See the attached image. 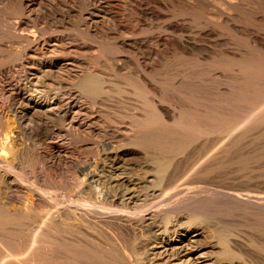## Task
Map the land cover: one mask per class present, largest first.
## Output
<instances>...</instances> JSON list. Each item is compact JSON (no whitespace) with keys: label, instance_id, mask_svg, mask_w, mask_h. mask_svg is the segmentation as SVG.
Returning <instances> with one entry per match:
<instances>
[{"label":"rangeland","instance_id":"1","mask_svg":"<svg viewBox=\"0 0 264 264\" xmlns=\"http://www.w3.org/2000/svg\"><path fill=\"white\" fill-rule=\"evenodd\" d=\"M178 22L185 32L169 29ZM202 23L213 24L230 54L220 47L208 58L167 43L173 35L194 37ZM263 41L264 0H26L23 8L21 0H0V139L18 135L7 155L13 163L0 164V264H94L105 239L124 244L133 264H243L224 255L237 245L264 264L257 247L264 244ZM92 73L106 94L90 97L75 85ZM44 76L66 116H47L28 103ZM4 88L13 98L2 95ZM143 100L172 110L177 119L168 125L180 121L203 135L164 148L146 144L141 133L161 126L140 128ZM18 108L20 126L13 120ZM98 180L101 187L92 188ZM97 188H104L100 205ZM93 203L109 207L98 216L108 223L104 231L57 213L89 211ZM41 238L64 256L36 254Z\"/></svg>","mask_w":264,"mask_h":264},{"label":"bare ground","instance_id":"2","mask_svg":"<svg viewBox=\"0 0 264 264\" xmlns=\"http://www.w3.org/2000/svg\"><path fill=\"white\" fill-rule=\"evenodd\" d=\"M107 1V0H106ZM30 2V1H29ZM104 2V1H103ZM188 3V2H187ZM107 4V3H106ZM108 4H110V3H108ZM107 4V5H108ZM26 5V0H21V7L23 8L24 6ZM195 5L193 4L192 6H191V8H193ZM111 7V6H110ZM238 8V7H237ZM152 14H153V12H152ZM255 17V16H254ZM41 21V20H40ZM183 23V22H182ZM201 25V24H200ZM202 26H204V31H200V32H198L194 37H192V38H186L185 36H183L182 34H179V36L178 37H176V36H174L173 35V37L171 38V39H169V40H167V43H169V41L171 42V43H169V44H172L173 45V47H175V48H177V49H181V50H183V51H187V53H188V51H197V52H199V53H211L214 49H218V48H222V50L224 51L223 53H225V54H230L229 53V43L226 41V40H224L223 39V37L222 38H220V37H218V38H216V34H215V29H214V26H213V24H211V23H202ZM187 27H186V24H181V22H178V23H174V24H171V25H169V29L172 31V32H174V33H177V32H183L185 29H186ZM168 29V30H169ZM214 29V30H213ZM202 30V29H201ZM185 32V31H184ZM35 33V32H34ZM187 33V32H186ZM257 34V33H256ZM102 36V35H101ZM19 37V36H18ZM20 38V37H19ZM34 39H35V37H34ZM259 39V38H258ZM261 39H259V41H260ZM263 40V39H262ZM37 41V40H36ZM160 41H161V39H160ZM165 42H166V40H165ZM262 42V41H261ZM264 42V41H263ZM260 44V43H259ZM109 45V44H108ZM125 45V44H124ZM114 46V45H113ZM262 46V45H261ZM166 47V46H165ZM263 48H264V46H263ZM176 49V50H177ZM221 50V49H220ZM222 52V51H221ZM212 53H214L215 54V51L214 52H212ZM197 54V53H196ZM204 54V55H205ZM207 54L205 55V57L207 56ZM209 55V54H208ZM222 55V54H221ZM202 56V55H201ZM200 56V57H201ZM218 56V55H217ZM224 56V55H223ZM208 57V56H207ZM240 57V56H239ZM247 57V56H246ZM209 58V57H208ZM244 58V57H243ZM226 59V58H225ZM242 60V59H241ZM225 61H227V60H225ZM229 61V60H228ZM246 61V60H245ZM239 62H242V61H240V59H239ZM239 62H237V63H239ZM240 65V64H239ZM241 65H242V63H241ZM243 66H245V65H243ZM239 70V69H238ZM244 70H245V68H244ZM239 71H241V70H239ZM246 71V70H245ZM244 71V72H245ZM1 72V71H0ZM5 71H3V72H1V73H3V74H5L4 73ZM243 72V69H242V73H244ZM247 72V71H246ZM262 72V71H261ZM46 73V72H45ZM99 73V72H98ZM2 74V75H3ZM42 75V74H41ZM44 75V74H43ZM47 75V74H46ZM242 77V76H241ZM38 78V77H37ZM2 79V78H1ZM44 79H46V77L44 76V77H41V78H38L37 80H35V82L37 83V85L35 84V85H32L31 87H32V90L30 91V96H29V100H28V103L29 104H32V105H35L36 107H35V109H36V111H37V109H38V111L40 110L41 111V113H43V114H47V116H48V114H51V113H55V114H57V115H59V116H61V115H63V116H66L67 114H68V112L66 111V110H64L63 108V104L61 105V104H59V103H55V98L54 99H51L50 98V96H51V91H56V90H54V89H49L48 87H47V85H46V81L44 80ZM145 79V78H144ZM242 79H244V78H242ZM77 80V79H76ZM101 80H103V79H100L97 75H95V74H87V75H84L83 77H81L80 79H78L77 80V82L75 83V85L80 89V91H81V93H83V94H86V95H88V96H90V97H96V96H98V95H101V94H106V92H105V90H106V88L104 89V87H103V84L104 83H102V81ZM146 80V79H145ZM239 80H241L240 78H239ZM60 81V80H59ZM63 81V80H62ZM144 81V80H143ZM137 82V81H136ZM246 82V81H245ZM54 83V82H53ZM147 83H150L149 81L147 82ZM146 83V84H147ZM242 83V82H241ZM244 83V82H243ZM48 84H49V82H48ZM51 84V83H50ZM228 84V83H227ZM5 85V84H4ZM54 85V84H53ZM238 85V84H237ZM244 85V84H243ZM261 85V84H260ZM72 86V85H71ZM4 87V86H3ZM50 87V86H49ZM60 87H61V85H60ZM147 87H148V85H147ZM238 87H243V86H240V84L238 85ZM245 87V86H244ZM1 88V87H0ZM65 88V87H64ZM134 88V87H133ZM152 88H154V86L152 87ZM235 88V87H234ZM6 88H4L3 90H2V95L4 96V97H7L8 96V91L7 90H5ZM135 89V88H134ZM139 89V88H138ZM228 89V88H227ZM246 88H244V90H245ZM128 90V89H127ZM242 90H243V88H242ZM242 90H239V91H242ZM261 90V89H260ZM129 91V90H128ZM13 92H15V90L13 91ZM18 92H20V91H18ZM169 92V91H168ZM242 92H244V91H242ZM54 93V92H53ZM56 93H61V89L60 90H58ZM55 93V95H57ZM66 93V92H65ZM135 95H136V97H140V98H143V97H145V95H146V93L145 92H141L140 90H136L135 91ZM2 96V97H3ZM18 96V95H17ZM87 96V97H88ZM53 97V96H52ZM9 98H13L11 95H9L8 96V98H6V99H9ZM56 98H57V96H56ZM149 98V97H148ZM259 98V97H258ZM70 99V98H69ZM145 99V98H144ZM11 100H14V99H11ZM260 100V99H259ZM15 101V100H14ZM57 101V100H56ZM69 102V101H68ZM257 102V101H256ZM143 103H144V100H143ZM145 104V108L143 109V111H144V121L141 123V129L142 130H151V129H153L154 127H160V132H157V133H151V134H149V133H144V131L141 133L142 135H143V137H142V135H140L141 136V138H139L141 141H146V144L148 143V142H150V143H153L154 145H156L157 147H160V148H164L165 146L167 147V145L169 144V143H180L181 144V142H182V144H183V142L185 143V142H189V141H192V140H194V139H196V137H199L200 135H203V133H200V132H195V131H193L191 128H189L188 126H186V125H184L183 123H181L180 121L179 122H176L175 123V121H174V123L172 124V125H168L167 124V121H169L170 120V122H172L171 120H172V116L174 117V115H172V110H170L169 108H166V107H164L161 103H149V102H145L144 103ZM229 104H230V102H229ZM56 105H57V107H59V108H55L56 107ZM66 105V104H65ZM64 105V106H65ZM231 105V104H230ZM144 106V105H143ZM69 108V107H68ZM68 110V109H67ZM200 110V109H199ZM39 111V112H40ZM70 111V110H69ZM38 112V113H39ZM76 112H79V111H76ZM80 113V112H79ZM173 114H174V112H173ZM177 114V113H176ZM78 115V114H77ZM229 117V116H228ZM246 117V116H245ZM2 118V117H1ZM12 118V117H11ZM175 119H177L176 117H174ZM211 118H213V117H211ZM211 118H210V120H211ZM4 119V118H3ZM214 119V118H213ZM13 120H15L16 121V123L20 126L21 125V121H22V116H21V112L19 111V108L18 109H15V114H14V116H13ZM180 120V119H179ZM1 121V120H0ZM14 121V122H15ZM185 121V120H184ZM2 122V121H1ZM84 122V121H83ZM136 122V121H135ZM183 122V121H182ZM138 123H139V121H138ZM186 123V122H185ZM140 124V123H139ZM200 124V123H199ZM211 124V123H210ZM193 125V124H192ZM80 127H82V128H85L87 131H90V134H91V131H95V129H94V127H95V124H94V126H93V124L91 125V124H88V123H81L80 124ZM133 128V127H132ZM161 128H164V129H161ZM168 128V129H167ZM171 129H175V131H173V130H171ZM176 129L178 130V131H176ZM26 130V129H25ZM209 131V130H208ZM208 131H207V133H208ZM210 131H212V130H210ZM6 132V131H5ZM10 132V131H9ZM212 132H214V131H212ZM140 134V133H139ZM205 134V133H204ZM18 136V135H17ZM17 136H16V134L14 133V132H10V133H7V134H5L4 136H3V139L0 141V149H1V151H2V156H1V158H0V164H2V165H5V166H9L11 163H13L12 161H10V160H8L7 159V155L9 154V153H11V151H13L14 150V148H15V143H16V139H17ZM137 136H138V134H137ZM136 139V138H135ZM137 140V139H136ZM141 141H139V142H141ZM178 143V144H179ZM190 143V142H189ZM137 145H138V143H136ZM142 144V143H141ZM146 144H144V145H146ZM179 144V145H180ZM165 145V146H164ZM173 145V144H172ZM175 145V144H174ZM186 145V144H185ZM138 146H140V143H139V145ZM164 146V147H163ZM147 147H149V146H147ZM151 147V146H150ZM185 147V146H184ZM159 148V149H160ZM171 148V147H170ZM179 148V147H178ZM161 150H164V149H161ZM174 150V149H173ZM177 150V149H176ZM170 151H172L171 149H170ZM226 151V150H225ZM16 152V151H15ZM15 156V155H14ZM117 156V155H116ZM50 158V157H49ZM36 160V159H35ZM165 163V162H164ZM35 164V163H34ZM32 165V164H31ZM33 166V165H32ZM1 168V167H0ZM13 169V168H12ZM165 173V172H164ZM2 174V173H1ZM5 175V174H4ZM91 175H92V173H91ZM2 178H4V177H2ZM92 178V177H91ZM19 179V178H18ZM98 179H100V178H98ZM7 180V179H6ZM90 179H88V181H89ZM93 180V179H92ZM101 180V179H100ZM1 181V180H0ZM95 181V180H94ZM3 182H4V180H3ZM8 182V181H7ZM102 182L103 181H101V185H102ZM11 183V182H10ZM29 183V182H28ZM90 183V182H89ZM97 183H99V180L98 181H96V183L94 182V186L92 187V188H96V187H98L99 188V186L101 187V185H99L98 186V184ZM35 184V183H34ZM7 185V184H6ZM89 185V184H88ZM85 187L84 185H81V187ZM103 187V186H102ZM97 188V194H96V196L98 195L99 196V198H98V196H97V201L96 202H98V203H96V205L97 204H99V203H101L102 204V200H103V197H104V193H103V189H98ZM36 189V188H35ZM87 190V189H86ZM92 191V190H91ZM88 192H89V189H88ZM94 193V192H93ZM41 194V193H40ZM106 196V195H105ZM156 196V195H155ZM102 197V198H101ZM107 197V196H106ZM116 198V197H115ZM32 199V198H31ZM46 199V198H45ZM48 199V198H47ZM56 200V199H55ZM105 200V199H104ZM114 200V199H113ZM87 201V200H86ZM33 202V201H32ZM44 203V202H43ZM46 203V202H45ZM61 203V202H60ZM109 203H110V201H109ZM112 203V202H111ZM47 204V203H46ZM92 204V203H91ZM94 204V203H93ZM59 205V204H58ZM62 205V204H61ZM75 205V204H74ZM100 205V204H99ZM98 205V206H99ZM8 206H10V205H8ZM94 206H95V204H94ZM98 206H95V208H92L91 206V208H88L89 209V211L87 210V208L85 209V211L84 210H71L72 208H67L68 210H66L65 211V213L63 212V213H61V211L60 210H58V215L60 216L59 218H61L62 216H66V218H68V220H71V221H73V222H79V223H81V222H85V223H89V224H91L90 226H92V227H96V228H100V229H103V231L105 230V229H107V226L105 227V226H103L104 224H105V222H102L99 218H98V216L101 214L103 217H105L106 215H105V213L107 214L108 212H110V210L108 209L109 207L107 206V209H105V205H104V207H103V205H102V207H98ZM6 207V206H5ZM32 207V206H31ZM30 207V208H31ZM49 207V206H48ZM65 207V206H64ZM261 207V206H260ZM52 208V207H51ZM55 208H56V206H55ZM83 208V207H82ZM11 209V208H10ZM23 209V208H22ZM65 209H66V207H65ZM259 209V208H258ZM32 210V209H31ZM50 210V209H49ZM53 210V209H52ZM87 210V211H86ZM262 210V209H261ZM30 211V210H29ZM29 211H28V213H29ZM54 211V210H53ZM31 212V211H30ZM44 212V211H43ZM116 212V211H115ZM3 213V212H2ZM2 213H0L1 215H2ZM6 214V213H5ZM8 214V213H7ZM105 216H104V215ZM33 215V214H32ZM31 216V215H30ZM108 217H110V216H108ZM107 218V217H106ZM111 218V217H110ZM127 218V217H126ZM111 219H113V218H111ZM17 220V219H16ZM67 219H66V221H68ZM107 220H109V219H107ZM250 221V220H249ZM62 222V221H61ZM64 222V221H63ZM4 223H6V221H0V225H2V224H4ZM57 223V222H56ZM71 223V222H70ZM104 223V224H103ZM192 223V222H191ZM10 224H11V222H10ZM27 224V223H26ZM52 224V223H51ZM53 224H55V221H54V223ZM64 224V223H63ZM72 224V223H71ZM103 224V225H102ZM108 224V223H107ZM107 224H105V225H107ZM6 225V224H5ZM16 225V224H15ZM14 225V226H15ZM19 225V224H18ZM30 225V224H29ZM65 225V224H64ZM262 225H263V223H262ZM9 226V225H8ZM17 226V225H16ZM55 226H57V225H55ZM66 226H68L69 227V225H66ZM74 226V225H73ZM12 227V226H11ZM133 227V226H132ZM47 228V227H46ZM65 228V227H64ZM75 228H76V226H75ZM115 228V227H114ZM128 228V227H127ZM10 229V228H9ZM50 229V228H49ZM60 229H61V227H60ZM81 229V228H80ZM8 230V229H7ZM16 230H19V229H16ZM15 230V231H16ZM21 230V229H20ZM50 230H52V229H50ZM62 230V229H61ZM60 230V231H61ZM88 230V229H87ZM264 230V229H263ZM9 231V230H8ZM39 231V230H38ZM45 231V230H44ZM43 231V232H44ZM55 231V230H54ZM63 231V230H62ZM65 231V230H64ZM63 231V232H64ZM72 231H74V229L72 230ZM93 231V230H92ZM102 231V230H101ZM41 232V231H40ZM39 232V233H40ZM43 232H41L40 234H43ZM62 232V233H63ZM66 232H67V230H66ZM65 232V233H66ZM70 233H71V235H72V232L71 231H69ZM97 232V231H96ZM99 232V231H98ZM256 232V231H255ZM38 233V234H39ZM44 233H46V231L44 232ZM55 233H57V230L55 231ZM75 233V232H74ZM78 233V232H77ZM76 233V234H77ZM106 233V232H105ZM50 234V233H49ZM49 234H48V232L46 233V235H48L49 236ZM52 234V233H51ZM51 234H50V236H51ZM67 234V233H66ZM85 234V233H84ZM100 234V233H99ZM13 235V234H12ZM58 235V234H57ZM103 235V234H102ZM101 235V236H102ZM110 235V234H109ZM114 235V234H113ZM1 236H3V235H1ZM0 236V237H1ZM37 236V234L35 235V237ZM39 236V235H38ZM80 236V235H79ZM100 236V237H101ZM194 236V235H193ZM35 237H33V238H35ZM52 237V236H51ZM51 237H50V239H51ZM64 237V236H63ZM103 237V236H102ZM114 237V236H113ZM233 237V236H232ZM2 238H4V237H2ZM60 238V237H59ZM65 238H67V237H65ZM86 238V237H85ZM105 238V237H104ZM118 238V237H117ZM5 239H7V238H5ZM9 239H12V238H9ZM54 239V238H53ZM62 239V238H61ZM69 238H67V240H68ZM106 241L104 242V247H101V251H99L98 253H96V255L94 256L93 255V258L95 257V259H93V260H96V262L94 263V264H133V262H135V261H133L132 260V257H131V255H133L134 253H132L131 255L129 254L130 252H128L129 251V249H126V247H125V245L124 244H122V243H118L117 241H115L114 239H110V240H108V239H105ZM13 241V240H12ZM32 241V240H31ZM31 241H30V243H31ZM44 240L41 238V243L43 244L44 242H43ZM56 241H62V240H60V239H57ZM76 241V240H75ZM101 242H102V240H100ZM3 242V241H2ZM5 242H8V241H6L5 240ZM10 242V241H9ZM14 242H16V240L14 241ZM120 242V241H119ZM123 242V241H122ZM258 242V241H257ZM23 243V242H22ZM34 243H36V241L34 240L31 244H34ZM64 243V242H63ZM62 243V245H65V244H63ZM70 243V242H69ZM85 243H87V242H85ZM91 243H93V242H91ZM100 243V242H99ZM103 243V242H102ZM1 244H3V243H1ZM7 244V243H6ZM9 244V243H8ZM14 244V243H13ZM60 244V242L57 244V245H59ZM73 244V243H72ZM71 244V245H72ZM261 244V243H260ZM23 245H26V243L24 242V244ZM30 244L28 243L26 246H29ZM37 245V244H36ZM39 245V244H38ZM95 245V244H94ZM5 246V245H4ZM18 247H19V245H17ZM34 246H35V244H34ZM51 246V245H50ZM75 246V245H74ZM99 246V245H98ZM260 246V247H259ZM259 246H257L258 247V249L260 250V251H264V244H261V245H259ZM7 246H5V248H6ZM32 247V246H31ZM39 247H40V245H39ZM52 247V246H51ZM50 247V248H51ZM67 247V246H66ZM76 247V246H75ZM91 247V246H90ZM94 247H97V246H94ZM100 247V246H99ZM2 248H3V246H2ZM7 248H9L10 249V247H7ZM6 248V249H7ZM17 247H15V249H16ZM22 248H23V246H22ZM48 246H45L44 244L40 247V248H35V252H36V254L38 253V255L40 254V257H41V255H42V257H43V255H44V257L45 256H47L49 259L51 258H60L62 255L64 256V253H62L63 251H60V249H50ZM61 248V247H60ZM98 248V247H97ZM129 248V247H128ZM1 249V248H0ZM18 249V248H17ZM24 249H26L25 248V246H24ZM63 249V248H62ZM95 249L96 248H94V251H95ZM179 249V248H178ZM10 250H13V248L12 249H10ZM23 250V249H22ZM31 250V249H30ZM29 250V251H30ZM128 250V251H127ZM258 250V251H259ZM5 251H7V250H5ZM32 251V250H31ZM18 252H19V249H18ZM33 252V251H32ZM65 252V251H64ZM69 252V251H68ZM67 252V253H68ZM74 252H75V250H74ZM1 253V252H0ZM4 253H6V252H4ZM8 253H9V250H8V252H7V255H8ZM23 253V252H22ZM26 253V252H25ZM72 253V252H71ZM151 253H152V251H151ZM1 254H3V253H1ZM1 254H0V256H1ZM11 254V253H10ZM10 254H9V256H10ZM13 254L15 255V253L13 252ZM19 254V253H18ZM17 254V255H18ZM91 253H89V255H90ZM160 254H162V253H160ZM179 254V253H178ZM5 256H6V254H4ZM37 255V256H38ZM71 255V254H70ZM69 255V256H70ZM77 255V254H76ZM82 256L80 257V255H78V256H76V257H80V258H83V256L85 255V253H84V255L83 254H81ZM92 255V254H91ZM220 255V254H219ZM224 255H229V256H232V257H235V258H238V259H240L241 261H243L244 263L243 264H259L260 263V256H258L257 254H249V252H247V251H245L241 246H239V245H237V246H235V247H233V249H230L229 251H226V252H224ZM246 255H247V257L249 258H247L246 257ZM257 255V256H256ZM4 256V257H5ZM20 256V255H19ZM22 256V255H21ZM34 256V255H33ZM159 256H161V255H159ZM184 256V255H183ZM186 256V255H185ZM7 257V256H6ZM5 257V258H6ZM10 257H12V256H10ZM9 257V258H10ZM28 257H29V255H28ZM46 257V258H47ZM71 257H73V256H71ZM75 257V258H76ZM86 257H88V255L86 256ZM86 257H84V258H86ZM164 257V256H163ZM258 257H260V258H258ZM262 257H263V255H262ZM30 258H32V256L30 257ZM34 258V257H33ZM36 258V257H35ZM34 258V259H35ZM38 259H39V257H37ZM74 258V259H75ZM89 258V257H88ZM174 258V257H173ZM13 259V258H12ZM12 259L10 260L11 262H14L15 263V261H12ZM19 260H20V258H18ZM18 259H16V260H18ZM41 259V258H40ZM73 259V258H72ZM136 259V258H135ZM138 259V258H137ZM167 259V258H166ZM262 259V258H261ZM9 260V259H8ZM22 260H23V262H24V260L26 261L27 259H23L22 258ZM33 260V259H32ZM62 260V259H61ZM79 260H81V259H79ZM83 260V259H82ZM82 260H81V262H82ZM89 260H91V258H89ZM88 260V261H89ZM101 260H102V262H101ZM189 260V259H188ZM191 260V259H190ZM189 260V261H190ZM28 261H29V259H28ZM33 261H35V260H33ZM39 261V260H38ZM48 261H50V260H47V262ZM65 261V260H64ZM63 261V262H64ZM78 261V260H77ZM84 261V260H83ZM103 261H104V263H103ZM138 261V260H137ZM140 261V260H139ZM180 261V260H179ZM183 261V260H182ZM186 261V260H185ZM5 262H7V258H6V261ZM5 262H4V264H5ZM9 262V261H8ZM80 262V261H79ZM166 262V261H165ZM181 262V261H180ZM188 262V261H187ZM191 262V261H190ZM193 262V261H192ZM191 262V263H192ZM264 262V261H263ZM41 263H43L44 264V261H43V259H42V262ZM67 263H68V261H67ZM72 262L70 261V263H68V264H71ZM84 263V262H83ZM88 263V262H87ZM86 263V264H87ZM90 264H92L91 263V261L89 262ZM183 263V262H182ZM186 263V262H185ZM190 263V264H191ZM10 264V263H9ZM24 264V263H23ZM30 264V263H29ZM49 264H51V263H49ZM52 264H65V263H62L60 260H58V262L55 260V262H53ZM74 264V263H73ZM76 264H78V263H76ZM85 264V263H84ZM138 264V263H137ZM195 264V263H194ZM260 264H263V263H260Z\"/></svg>","mask_w":264,"mask_h":264}]
</instances>
